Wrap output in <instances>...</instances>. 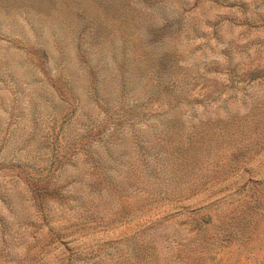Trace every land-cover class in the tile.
I'll return each instance as SVG.
<instances>
[{"label": "rangeland", "instance_id": "374dc122", "mask_svg": "<svg viewBox=\"0 0 264 264\" xmlns=\"http://www.w3.org/2000/svg\"><path fill=\"white\" fill-rule=\"evenodd\" d=\"M0 264H264V0H0Z\"/></svg>", "mask_w": 264, "mask_h": 264}]
</instances>
